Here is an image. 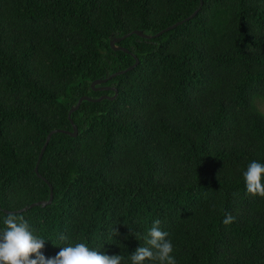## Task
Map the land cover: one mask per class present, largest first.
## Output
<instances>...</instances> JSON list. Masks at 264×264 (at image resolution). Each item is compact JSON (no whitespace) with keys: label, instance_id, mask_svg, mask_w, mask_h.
<instances>
[{"label":"trees","instance_id":"obj_1","mask_svg":"<svg viewBox=\"0 0 264 264\" xmlns=\"http://www.w3.org/2000/svg\"><path fill=\"white\" fill-rule=\"evenodd\" d=\"M132 55L94 87L116 98L82 101L36 175L47 135L73 131L81 97H112L91 83ZM259 103L264 0H0V230L15 213L46 257L63 234L130 264L159 219L177 264H264V198L243 179L264 164Z\"/></svg>","mask_w":264,"mask_h":264},{"label":"clouds","instance_id":"obj_2","mask_svg":"<svg viewBox=\"0 0 264 264\" xmlns=\"http://www.w3.org/2000/svg\"><path fill=\"white\" fill-rule=\"evenodd\" d=\"M246 192L252 197L264 198V164L251 161L243 173ZM235 217L230 213L222 221L231 225ZM160 220L153 221L147 232L145 246L138 247L129 257L130 264H177L169 233L160 227ZM4 228L0 230V264H125L121 255H107L91 249L86 243H68V237L59 239L66 243L54 257H46V241L34 234L28 221L15 213L6 214ZM114 234L119 233L114 229Z\"/></svg>","mask_w":264,"mask_h":264},{"label":"water","instance_id":"obj_3","mask_svg":"<svg viewBox=\"0 0 264 264\" xmlns=\"http://www.w3.org/2000/svg\"><path fill=\"white\" fill-rule=\"evenodd\" d=\"M200 4H201V3H200ZM196 14H197V11H195L191 16H189V17L186 18L185 20L180 21V22H177V23H175L174 25H172V26H170V27H167V28L164 29L163 31H161V32H159V33H157L156 35H153V36L145 35V34H143V33L140 32V31H134L133 33L126 34V35H124V36H122V37H120V38H115V39H113V40L110 41V47H111V49L114 50V51H119V50H121V51H123V52H125V53H129L126 49H124V48H122V47H118V46H116V44L119 43L120 41H122V40L128 38L131 34H134V35H136V36H138V37H140V38H143V39H152V38H154V37H157V36L161 35L162 33H165V32H168V31H170V30H173L175 27L179 26V25L182 24L183 22L192 19ZM132 57L135 59V62H134V64H133L132 66L128 67L127 69H125V70H123V71H120V72L114 73V74L110 75L109 77H107V78H105V79H102V80H95V81H93V82L91 83V87H92V89H94V90H100V91H101V90H112V91H114V95H113L112 97L101 96L100 98H98V99H94V100H93V99H89L88 97H81L80 99H78L76 105H75V106L69 111V114H68V119L70 120V122H71V124H72V129H73V131L70 132V131H64V130H53V131H51V132L47 135V137H46V139H45V143H44V145H43V147H42V149H41V151H40V154H39V157H38L37 165H36V167H35V169H34L36 175H38V174H37V167H38L39 161L41 160L42 155H43V153H44V151H45V148H46V146H47L48 142L50 141V138H51V136H52L53 134L62 133V134L69 135V136H71V137H76V135H77V129H76L75 125H73V123H72V121H71V119H70V115H71L74 111H76V110L79 108V106H80V104H81L82 101L100 102V101H102V100H104V99H110V100H113V99L116 98V96H117V90H116L115 88H110V87L94 88V87L97 86V85H100V84H104V83H106L107 81L111 80L112 78H114V77H116V76H118V75L124 74V73H126V72H128V71L134 69V68L137 66V64H138V60H137V58H136L134 55H132ZM38 176H39V175H38ZM51 200H52V195L50 196V198H49V200H48L47 202H43V201H41V202H37V203H35V204H32L30 207L38 206V205H39V206H45V205H47V204H50ZM25 210H27V207L23 208V209L20 210L19 212H22V211H25ZM6 213H9V212L6 211Z\"/></svg>","mask_w":264,"mask_h":264},{"label":"rangeland","instance_id":"obj_4","mask_svg":"<svg viewBox=\"0 0 264 264\" xmlns=\"http://www.w3.org/2000/svg\"><path fill=\"white\" fill-rule=\"evenodd\" d=\"M258 108L264 114V103H259Z\"/></svg>","mask_w":264,"mask_h":264}]
</instances>
